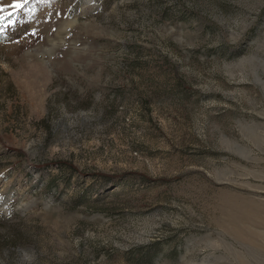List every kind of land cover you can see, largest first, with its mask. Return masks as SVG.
I'll return each mask as SVG.
<instances>
[{
  "label": "rangeland",
  "instance_id": "374dc122",
  "mask_svg": "<svg viewBox=\"0 0 264 264\" xmlns=\"http://www.w3.org/2000/svg\"><path fill=\"white\" fill-rule=\"evenodd\" d=\"M0 264H264V0H0Z\"/></svg>",
  "mask_w": 264,
  "mask_h": 264
}]
</instances>
